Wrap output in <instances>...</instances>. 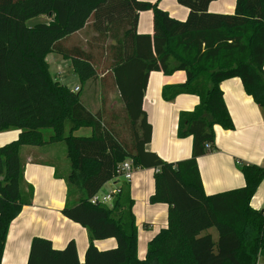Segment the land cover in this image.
<instances>
[{"label": "trees", "instance_id": "obj_1", "mask_svg": "<svg viewBox=\"0 0 264 264\" xmlns=\"http://www.w3.org/2000/svg\"><path fill=\"white\" fill-rule=\"evenodd\" d=\"M212 1L177 0L188 9L178 20L157 1L0 0V131L19 130L0 145V264L9 226L33 197L32 186L25 187L20 149L56 142L66 145L68 198L76 186L82 191L61 213L85 228L90 242L81 262L73 240L54 248L50 239L34 236L27 264H261L264 208L253 209L250 200L264 168L242 165V187L206 194L197 158L215 149L214 125L233 128L221 81L238 77L264 107V0H235L231 13L210 12ZM145 10L152 11V33L141 34L137 24ZM41 15L48 19L27 24ZM86 27L87 51L70 41ZM51 52L69 59L82 82H98L97 111L83 104L80 87L74 91L52 76L46 61ZM152 71L185 73L183 83L162 88L164 100L179 94L199 98L177 121V137L192 138L189 158L166 161L145 148L151 125L143 98ZM114 91L120 106L108 107L107 95ZM44 128L52 129L47 139ZM81 128L88 132L77 135ZM125 160L134 169L155 170L149 202L168 206L167 225L149 240L142 259L130 181H119ZM113 179L120 183L112 201L92 203ZM108 238L115 247L100 250L93 243Z\"/></svg>", "mask_w": 264, "mask_h": 264}, {"label": "crops", "instance_id": "obj_2", "mask_svg": "<svg viewBox=\"0 0 264 264\" xmlns=\"http://www.w3.org/2000/svg\"><path fill=\"white\" fill-rule=\"evenodd\" d=\"M143 1H157L159 8L178 20H184L188 14V9L177 0ZM234 6L235 0H214L209 3L208 10L213 13H231ZM39 18L44 21L48 19L45 15ZM137 32L152 33V11L139 12ZM46 61L48 63L47 56ZM184 81L183 71L171 75L152 71L143 98V108L151 125V140L145 148L171 162L191 155L192 138L177 137V121L179 113L193 110L199 98L194 94H179L172 100H164L161 93L165 85ZM219 86L233 121V128L224 129L214 125L215 149L197 158L206 194L242 187L245 184L240 171L242 165L254 164L264 168V107L256 104L245 92L238 77L225 79ZM98 108H91L90 111L95 112ZM18 132L15 128L0 131V145L15 139ZM19 153L25 187L32 186L33 197L31 203L23 206L9 226L1 264H27L30 242L34 236L50 239L54 248H63L69 240H73L78 259L82 262L90 242L88 232L61 213L62 207L71 197L67 196L66 166L70 167V164L66 145L63 147L56 142L38 147L22 146ZM154 172L153 168H137L129 182L140 259L144 258L149 240L167 225V204L149 202L154 190ZM119 183L115 179L106 182L97 195L108 193ZM106 186H109L107 191L104 189ZM72 195V201L82 195L78 186ZM250 206L255 210L264 208V178L252 196ZM93 243L100 250L116 246L114 238L94 240ZM258 262L264 264V259L259 258Z\"/></svg>", "mask_w": 264, "mask_h": 264}, {"label": "rangeland", "instance_id": "obj_3", "mask_svg": "<svg viewBox=\"0 0 264 264\" xmlns=\"http://www.w3.org/2000/svg\"><path fill=\"white\" fill-rule=\"evenodd\" d=\"M40 17V16H39ZM39 17L32 18L27 21V24L29 26L37 23V22H42V20ZM90 36H91V30L90 28L86 27L84 30L76 33L75 35L70 37V41L72 43H77L81 45L84 50L89 49V45L87 44L88 41H90ZM47 60L49 63V71L52 74L53 77L57 78L59 81H61L63 84L67 85L70 89H73L76 85L81 86L80 87V94H81V99L83 104L91 110L94 108L100 107L101 104V92H100V87L98 82H82L76 74L71 66V62L69 59L63 58L61 55L51 52L47 55ZM89 104V105H88ZM107 104L109 106H115L119 107L120 103L118 100V95L117 92H110L107 95ZM106 104V106H107ZM88 132V129H83L81 128L76 132L77 135H82L86 134ZM52 134V129L50 128H44L43 129V136L45 139H47L50 135ZM59 144L63 145L65 147L64 142H59ZM66 161V160H65ZM68 164V161H67ZM69 173L70 167L66 166V173ZM65 173V174H66ZM67 173V175H68ZM109 185V184H108ZM104 189L107 191L109 190V186L104 187ZM73 195L70 197V201H72ZM74 201V200H73ZM213 234V237L216 238L217 233L214 228H211L208 230Z\"/></svg>", "mask_w": 264, "mask_h": 264}, {"label": "built area", "instance_id": "obj_4", "mask_svg": "<svg viewBox=\"0 0 264 264\" xmlns=\"http://www.w3.org/2000/svg\"><path fill=\"white\" fill-rule=\"evenodd\" d=\"M79 89V87H74V91H77ZM208 146V145H207ZM134 167L132 166V163L130 160H125L122 163L119 164V173H120V177L126 181H130L133 173H134ZM114 193L115 190H111L106 194H103L102 196H98L97 194L94 195L91 198V202L95 203V202H100V203H105V204H109L112 201V198L114 197Z\"/></svg>", "mask_w": 264, "mask_h": 264}, {"label": "water", "instance_id": "obj_5", "mask_svg": "<svg viewBox=\"0 0 264 264\" xmlns=\"http://www.w3.org/2000/svg\"><path fill=\"white\" fill-rule=\"evenodd\" d=\"M260 210H262V209H260Z\"/></svg>", "mask_w": 264, "mask_h": 264}]
</instances>
